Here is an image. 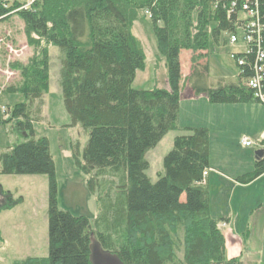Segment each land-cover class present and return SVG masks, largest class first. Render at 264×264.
I'll return each mask as SVG.
<instances>
[{
	"label": "trees",
	"instance_id": "16d2710c",
	"mask_svg": "<svg viewBox=\"0 0 264 264\" xmlns=\"http://www.w3.org/2000/svg\"><path fill=\"white\" fill-rule=\"evenodd\" d=\"M22 3L13 0L7 8L0 6V17L15 14L22 21L32 51L26 62L10 64L20 82L3 91L20 93L24 101L7 105L8 113L18 119L19 130L33 136L32 105L41 104L48 89V48L56 46L65 110L71 124L88 133L82 162L76 159V163L87 174L108 169L111 175H119L124 190L119 200L98 206L97 218L90 221L57 207L55 167L46 137L0 149V175L48 178V255L28 256L12 264H91L92 240L121 264H242L239 258L226 257L219 220L210 213L204 182V173L210 170L208 129L186 127L187 134L176 136L154 182L145 173V154L179 127L180 51L193 53L185 81L195 96L204 95L211 104L260 102L248 80L255 65L264 67V33L251 53L236 52L244 63L236 65L235 81L211 82L201 52H209L222 34L228 36L222 42H227L241 23L225 1L38 0L31 8L10 14ZM252 4L264 29V0ZM141 11L151 20L155 59L165 63L168 89L132 87L145 60L142 45L131 32ZM260 145L264 149V138ZM262 174L264 156L235 181L246 184ZM93 183L90 178L91 191ZM0 197L7 200L2 209L17 202L1 187ZM180 234L182 260L177 256Z\"/></svg>",
	"mask_w": 264,
	"mask_h": 264
},
{
	"label": "rangeland",
	"instance_id": "374dc122",
	"mask_svg": "<svg viewBox=\"0 0 264 264\" xmlns=\"http://www.w3.org/2000/svg\"><path fill=\"white\" fill-rule=\"evenodd\" d=\"M16 11L14 9L10 14ZM9 22L11 24L0 26V105L6 107L24 101L20 93L3 91L7 85H18L20 82V76L10 64L14 61L26 62L32 55L31 48L25 41L23 24L20 26L22 21L15 15ZM19 30L22 34H19ZM131 32L139 40L145 53L144 68L136 71L132 87L152 89L154 84H162V75L163 72L166 74V67L163 60L157 62L156 68L154 67L155 58L152 52L156 48V40L151 20L143 11L138 14ZM11 36L13 42L10 41ZM227 38L226 34H222L219 45L211 44L214 47L213 52L209 51L212 75L230 77L238 72V67L231 57L228 41L226 44L222 42ZM187 52L189 51L186 50L183 54ZM48 63V89L41 98V104L35 101L32 105V118H36L32 121L33 136L19 130L18 119L11 118L10 113L5 116L0 111V149L6 150L30 138L46 137L55 167L57 207L73 215H85L90 221H94L97 218L98 206L107 203L109 199L119 200L124 189L120 176L111 175L108 169L99 174L96 171L87 174L80 170L76 159L82 162V152L88 133L78 124L72 125L65 110L59 85L60 51L56 46L51 45L48 48ZM36 109H39L38 112ZM199 113L205 115V119L209 116V112H203V109H200ZM198 116L193 114L192 117ZM179 134L176 129L169 131L156 147L145 154L148 162L145 173L152 182L156 181L158 173L162 172V158L172 149L173 139ZM255 148H248L245 152L251 154ZM90 178L94 181L93 191L88 187ZM0 187L10 193V198L17 201L8 209H2L7 202L6 198L0 202V264H12L14 260L28 256L46 257L48 255L47 176L0 175ZM260 214L262 216L257 226L252 225L244 229L248 231L238 234L243 242L242 250L238 255L244 264H264V226L262 225L264 211ZM92 242L91 264H121L113 256L100 251L93 240ZM182 248V234H180L177 250L180 260L183 255Z\"/></svg>",
	"mask_w": 264,
	"mask_h": 264
},
{
	"label": "crops",
	"instance_id": "0c3cea01",
	"mask_svg": "<svg viewBox=\"0 0 264 264\" xmlns=\"http://www.w3.org/2000/svg\"><path fill=\"white\" fill-rule=\"evenodd\" d=\"M14 17L15 15H8L6 19H0V26L11 24L9 21ZM19 34H22L20 30ZM13 40L12 37L10 41ZM229 47L230 53L239 49L233 45ZM184 51L186 50L179 53L182 80L178 108L179 127L176 130L180 132L179 135H185L188 133L186 127L208 129L210 170L206 173L204 182L208 190L209 209L211 215L219 220L217 227L224 237L226 257L239 258L241 261L238 254L242 250L243 242L238 234L259 223L262 216L260 213L264 211V174L246 184L235 181V178L253 170L256 161L255 151L263 149L260 141L264 138V104L253 100L239 104H211L204 95L195 96L185 81L190 73L193 53L188 50L187 54H183ZM213 51L212 46L211 52ZM152 54L155 58V49ZM201 54L204 56L202 62L207 65V75L211 82L217 79L236 80L238 72L230 77L212 75L210 53L205 50ZM156 63L155 59V68ZM154 87L168 89L165 72L162 75V84H154ZM200 109L209 112L206 119L205 115H200ZM193 114L199 116L192 117ZM242 138L251 141L252 145L242 146ZM251 147H256L255 151L251 154L246 153L245 151H248L246 149ZM223 223L225 225H222ZM262 225L264 226V216ZM241 263L244 264L242 261Z\"/></svg>",
	"mask_w": 264,
	"mask_h": 264
},
{
	"label": "built area",
	"instance_id": "2783aa9c",
	"mask_svg": "<svg viewBox=\"0 0 264 264\" xmlns=\"http://www.w3.org/2000/svg\"><path fill=\"white\" fill-rule=\"evenodd\" d=\"M13 0L0 3V6L7 8L9 3ZM37 0H23V3L16 9H29ZM229 4L230 10H234L237 13V17L240 20L237 33L229 35L228 43L233 46H237L239 49L231 52V57L236 62L237 66L243 65V59L236 56V52L243 51L246 54L251 53L252 49L258 47L262 42V33L264 29L260 24L259 13L253 6V2L257 0H221ZM256 5V4H255ZM229 10V11H230ZM2 18V17H0ZM1 41V40H0ZM264 67L263 64H257L254 66V75L248 80V86L254 89V96L264 104ZM0 111L5 116L8 115L6 106L0 105ZM241 145L248 147L252 145V142L246 138L241 139ZM206 175V173H204ZM222 225H225L224 223Z\"/></svg>",
	"mask_w": 264,
	"mask_h": 264
},
{
	"label": "water",
	"instance_id": "95a60500",
	"mask_svg": "<svg viewBox=\"0 0 264 264\" xmlns=\"http://www.w3.org/2000/svg\"><path fill=\"white\" fill-rule=\"evenodd\" d=\"M254 155L256 157L255 159L262 158L264 156V149H258V150H256ZM99 250L102 251L101 249H99Z\"/></svg>",
	"mask_w": 264,
	"mask_h": 264
},
{
	"label": "flooded vegetation",
	"instance_id": "af4514ba",
	"mask_svg": "<svg viewBox=\"0 0 264 264\" xmlns=\"http://www.w3.org/2000/svg\"><path fill=\"white\" fill-rule=\"evenodd\" d=\"M3 201H4V198L3 197L2 198L0 197V202H3Z\"/></svg>",
	"mask_w": 264,
	"mask_h": 264
}]
</instances>
